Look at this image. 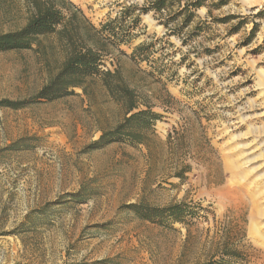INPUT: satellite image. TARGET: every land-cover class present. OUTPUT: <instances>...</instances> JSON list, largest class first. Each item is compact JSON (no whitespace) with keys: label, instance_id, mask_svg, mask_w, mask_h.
<instances>
[{"label":"rangeland","instance_id":"rangeland-1","mask_svg":"<svg viewBox=\"0 0 264 264\" xmlns=\"http://www.w3.org/2000/svg\"><path fill=\"white\" fill-rule=\"evenodd\" d=\"M69 1L97 28L147 2ZM205 14L197 12L207 29L184 44L142 15L136 37L119 47L129 55L155 42L149 66L174 98L152 100L161 119L144 145L89 148L122 116L99 80L89 97L75 89L33 99L63 59L56 37L0 53V100L30 101L0 108V150L11 149L0 154V264H264V0H231ZM228 15L247 23L236 31L239 19L216 22ZM24 23L19 0H0V34ZM102 65L144 79L115 51ZM145 80L141 91L166 95ZM175 204L187 208L184 223H151L130 208ZM38 210L45 215L25 226Z\"/></svg>","mask_w":264,"mask_h":264},{"label":"trees","instance_id":"trees-1","mask_svg":"<svg viewBox=\"0 0 264 264\" xmlns=\"http://www.w3.org/2000/svg\"><path fill=\"white\" fill-rule=\"evenodd\" d=\"M230 2L231 0H147L141 7L133 5L124 8L114 19L97 28L69 0H19L25 12V23L17 30L0 34V53L32 50L35 46H41L42 38L56 37L63 59L55 75L33 99L54 101L77 95L75 89H80L84 96L89 97L91 87L99 80L109 100L120 107L122 116L113 128L103 131L89 148L93 150L109 144L144 145L147 138L154 134L155 123L161 119V115L153 111L156 105L152 100L174 98L158 78L159 74L156 75L153 67L149 66L155 42L144 41L135 46L129 55L119 47L130 45L136 37L134 31L140 25V17L145 14H151L158 26L165 30L163 38L175 37L184 44L185 40L198 37L207 29V21L198 20L197 12L200 9L206 10L205 19H209L213 11L220 10ZM234 19H239L236 31L247 23L245 18L235 15L215 21L226 24ZM256 28L257 24L253 23L249 37L254 35ZM112 51L129 60L136 68V75L144 79L124 80L119 65L112 71L104 68L103 56ZM141 63H146L150 71L142 70ZM145 79L161 85L166 95L141 91L139 86ZM29 102L2 99L0 108L20 110ZM10 150L1 149L0 154ZM130 208L140 219L160 225L169 222L184 223L183 216L187 212L184 204L164 208L131 205ZM44 215L40 210L31 211L24 217L23 224L26 226L31 223L30 218ZM203 264L230 263L208 261Z\"/></svg>","mask_w":264,"mask_h":264},{"label":"built area","instance_id":"built-area-1","mask_svg":"<svg viewBox=\"0 0 264 264\" xmlns=\"http://www.w3.org/2000/svg\"><path fill=\"white\" fill-rule=\"evenodd\" d=\"M104 70V68H102Z\"/></svg>","mask_w":264,"mask_h":264}]
</instances>
